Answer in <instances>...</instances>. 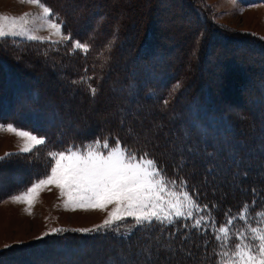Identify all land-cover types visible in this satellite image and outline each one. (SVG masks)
<instances>
[{
    "label": "rangeland",
    "instance_id": "obj_1",
    "mask_svg": "<svg viewBox=\"0 0 264 264\" xmlns=\"http://www.w3.org/2000/svg\"><path fill=\"white\" fill-rule=\"evenodd\" d=\"M194 1L204 9L205 14L201 11L204 17L206 13L208 14L216 30H220L219 32L225 35H235L238 38H253L254 45L261 47L264 51V0ZM42 3L52 10L59 21H63L62 17L56 13L66 12L69 15L71 24L77 28L82 22V26L86 28L95 25L96 16H92L97 14L98 11H102L106 18L105 23L97 22L101 32L97 31L96 26L92 38L77 39L70 33L72 40L87 45L93 40L95 34V45L102 44L106 36L110 42L103 49L95 48V59H99L96 69L99 80H106V82L104 81L105 92H100L101 94L97 100L93 98L86 99L83 92H77L83 100L80 97H76L74 100V98H70L69 94L59 95L68 102V110L73 115L74 120L68 119L70 122L68 127H71V123L75 122L76 126L77 124L80 125L82 131L79 134L76 128L74 131L70 129L69 136L81 138L86 136V132L90 128H95L94 130L108 129L113 133V140L115 138L119 139L120 134H122L123 138L126 137L131 141L139 151H145L146 148L140 145H146L147 149L154 148L171 165L185 166L187 168L184 169L185 174L192 182L197 184V190L200 187L201 190L214 199H205L208 203L205 202L204 204L209 206L212 216L217 217L215 220L217 226L224 221L225 213L229 209H231V214L235 215L242 209L245 202L251 205L253 199L257 201V204L255 208H250L251 213L255 215L256 211H264V201L259 199L260 194L264 192L262 191L264 190V161H261L259 165H255L257 157L234 154L235 157L225 156L224 159L229 161L228 163L223 161L222 164H218V167L216 164L211 163V167L208 168L205 159H197L192 157L191 154L189 155L186 146L191 139V128L184 122L189 121L190 111L182 112L180 110L179 97L197 87L201 90L198 99L206 102V96L210 95V101L213 102L208 101L207 106L210 108L214 103V108L206 112L199 104L201 108L200 110L197 109L198 124L193 126L196 132L199 130L202 132L205 129L206 133L217 131L218 134L224 136L226 132L222 126V121L218 120L219 116L217 119L210 121L204 120L207 114L212 118V110L222 109L224 113L228 114V120L232 119V122L240 127V133L237 132L238 140L252 142L251 135H254L252 136L253 139L254 137L259 139L257 134L264 133V104L257 101L261 94H264V79H261L260 83L256 79L255 83L251 79L249 81L243 80L242 87L237 86V84L241 85L239 83L241 76H239L237 69L231 68L234 66L233 60L236 56V52L231 49L232 46L229 45L227 48L224 44V47H221V41H217L218 43L211 46L214 48V54L209 56L208 60L211 59L210 62L208 64H198L200 59L199 57L197 60L198 55L201 52L205 53L202 45L204 39L199 37L198 43L196 42L195 30L198 24L190 20L189 17L185 16L186 19L178 17V15H182L183 11L169 9L166 0H42ZM174 12L177 13L176 16H174ZM24 14H28V18L32 20L41 16L42 10L36 5L27 3V0H24V2H21V0H0V15L19 17ZM150 21L152 27L158 29L157 38L162 35L160 40L158 38L159 43L162 42V45H165L170 53L165 57L168 60L166 62L167 74L159 73L158 75L164 74L169 78L174 75L179 77L178 81L168 83L171 85V88L168 89V101L173 103V106L170 107L165 106L164 99L157 104L150 105L155 95L153 87L140 93L141 99L138 102L128 101L127 99L130 97V92H127L128 88L130 89L129 84L137 86L136 83L140 79L139 73L141 72H137L135 76L133 75L135 73L133 67L130 66L129 68L127 66V60L132 59L131 54L125 57L120 51L116 54L117 57L112 55L114 52L112 50L113 40L116 41V47L118 43L119 46L136 44L143 37L144 29ZM30 26L33 28L34 35L41 38L49 37L50 33L47 30H36L39 27V22ZM65 27L66 22L63 21L62 31L68 33ZM86 31L85 29H78V34L82 37L87 36ZM52 39L55 40L56 38L52 37ZM16 40L18 43L0 42V52L2 54L6 53L11 59L21 61L20 65L26 67V69L37 72L46 67L50 69L56 67L55 71L64 73V70L66 71L68 67H74L72 64L66 63L67 59H76L75 52L86 54L82 50L70 51L72 41L60 46L52 45L47 39L42 42L41 40L29 41L26 38L17 37ZM135 52L137 53L138 49ZM87 53H89V50ZM242 54L246 57L244 60L253 65L250 67L256 65L259 68L261 66L258 62H251L252 56H247L244 52ZM45 57L51 63L39 60L41 58L45 59ZM201 59L203 58L201 57ZM244 65L247 66V63L245 62ZM212 66L215 69L210 72ZM204 68L208 69L207 72ZM5 85L6 79L1 76L0 91L3 90ZM190 88L191 90H189ZM181 101H183V98ZM228 122L234 126L231 121ZM241 128L244 132L241 131ZM252 131L254 133H250ZM260 141L256 143L258 150H254L255 154L252 152L250 155L258 156L262 154L263 148ZM22 144L23 141L18 139L17 136L8 131H0V164L22 158L29 153L42 157L38 150L33 152L41 145L34 148L32 152L20 153ZM218 148L222 149V146L218 145ZM181 155H186V159L184 160ZM210 169L212 175H209ZM11 172V170L8 171L10 178L6 179L5 183L2 181L4 183L2 188L7 187L10 189L16 184V177H13ZM163 173L170 178H174L165 171ZM245 178H247L246 181ZM252 189H255V195ZM10 197L0 201V256L4 257L0 259V264H145L142 249L145 245L152 246L153 243L147 237H151L152 234L154 235L153 238L164 240V238L159 237L161 232L150 234V230L146 229H136L131 236L138 233L144 236L141 239L134 238L128 243L127 239L131 236L126 235L127 229H121V234L112 231L81 232L82 229H93L102 224L107 218V212L79 209L75 211L66 210L64 200L55 187H52L50 191L45 190L40 193L37 202L31 208V215L28 214L26 205L13 203ZM197 198H201V203L204 200L200 196H197ZM212 205L216 207H212ZM109 210H111V206ZM241 224L240 221L236 222L237 227ZM131 227V223L128 222V228ZM53 229H63L65 231L53 234ZM72 235L76 236L72 237ZM207 235L211 237L206 238L209 241V251L211 252L216 242L211 233ZM52 236H63L56 241L52 240V244L67 239L74 243L71 246L75 245V249L69 252V256L65 254V258L62 255L59 257V251L56 249L39 256L40 252L38 251L41 249L32 248L36 246L33 244L42 242ZM80 237H84L86 240L79 241ZM195 237L198 239H195ZM199 239L203 242L205 240L203 237L194 235L190 243L185 242L186 250L177 251L175 255L153 247L152 264H202ZM131 242L133 243L129 244ZM234 243L235 241H233ZM82 244L85 245L82 246ZM21 251L34 256L32 255L29 258L17 257V252ZM189 252L193 257H186ZM214 264H216V260Z\"/></svg>",
    "mask_w": 264,
    "mask_h": 264
},
{
    "label": "trees",
    "instance_id": "obj_2",
    "mask_svg": "<svg viewBox=\"0 0 264 264\" xmlns=\"http://www.w3.org/2000/svg\"><path fill=\"white\" fill-rule=\"evenodd\" d=\"M166 1H168L169 9L172 8V10H176V9L182 10L183 11L182 15L184 17L185 16L189 17L190 20H193L194 23L198 24V27L195 30V34L197 36L196 42L198 43L199 37H202V39H204V44H202L204 46L203 49L205 53L207 54L209 53L208 55L207 54L205 55L204 52H201L197 58L198 60L200 57L198 64H203V63L208 64L211 60V59L208 60L209 56L214 54V48L211 46L213 44L218 43L217 41H221V47H224L225 44V46L228 48V46L230 45L232 46L231 49H233L234 52H236L235 53L236 56H234V60H233L234 66H232L231 68L237 69V71L239 72V76H241V80H239V83H241V85L237 84L239 88L242 87L243 80L249 81L251 79L255 83L256 82L255 79H256L260 83V81L264 79V51H262L261 47H257L254 45L253 38H238L232 34L225 35L224 33L219 32L220 30H216L212 25V21L207 13L204 17V15L202 14V12L205 14V12L203 11L204 9L194 0H166ZM61 13L63 12L56 14L61 15L62 20L66 22L65 29L67 30V32L71 33L72 36L77 39L83 40V39L92 38V36L94 35L93 31L96 28V26H97V31L101 32V29L99 25H97L98 24L97 22L99 21L104 23L106 22V18L104 17L102 11H98L97 14L92 16V17L96 16L95 25H91L90 27L86 28L82 26L83 24L82 22L81 24H79V27L77 28L76 26H73L71 24L69 15L66 12L63 14ZM176 14L177 13L174 12V16H176ZM182 15L181 14L178 15V17L180 16V18L186 19V17L184 18ZM151 23L152 22L150 21L148 26L144 29V34L142 35L143 37L139 39V42H136V44L132 46L130 44H124V46L122 45L119 46L118 43V46L116 47L115 44L116 41L113 40L112 50H114V52L112 53V55L116 56V54L119 53L120 51L121 53H123L125 57L131 54L130 56L132 57V59L127 60V66H129V68L130 66L133 67V70L135 71L133 75L135 76L137 72H141L139 73L140 79L139 80L137 79L138 80V82L136 83L137 86L128 83L130 87V89L128 88L127 90V92H130V97L127 99L128 101H133L134 103L138 102V100L141 99L140 93L146 92L148 89L153 87L155 95L153 100L151 98L152 102L150 105L157 104L159 101L164 99L165 106L170 107L173 106V103H171V101H168L169 100L168 89L171 88V85H169L168 83H170L171 81H178L179 77L174 75L169 78L164 74L158 75L159 73L167 74L168 71L166 69V65H167L166 62L168 60L165 59V57L170 53L169 50L165 48V45H162V42L161 44L159 43V40L162 38V35L158 37L159 38L158 40L156 36V34H159L158 29L157 28L154 29ZM78 29L87 30L86 34L88 33V35L82 37L80 34H78ZM94 38L90 43H88L89 53L82 54L79 52H75L74 56H76V59H67L68 61L66 64H72V66L74 67H72L73 69L68 67L66 71L64 70V73L55 71L56 67H54L53 69L46 67L39 72L28 70L26 69V67L20 65L21 61L16 59H11L8 57L9 55L7 56L6 53L3 52L4 54H2V52H0V77L3 76L6 79V85L4 86L3 90L0 91V124L1 125L11 124L19 130H24L33 133L39 137L44 138L46 141L44 145H41L40 148L33 151L36 152L38 150V152L41 153L42 157L35 156L29 153V154H25V156L22 158H16L13 161L7 162L6 164H0V201L14 194H18L23 190H26L27 187L31 185L34 180L43 177L47 173L48 166L50 164V160L47 153L53 148L56 150H63L67 148L69 145L82 146L87 142L95 141L96 139L103 140L104 138L109 139V144L111 146L114 145L115 140L118 139V138H115V140L112 139L113 133H111L112 132L111 130L108 129L94 130L95 128L94 129L90 128L86 132V136H82L81 138L78 137L72 138L71 136H69L70 129L74 131L75 128L79 132V134H81L82 133V131L80 130L81 127H79L80 125L77 124V122H76L77 126L75 125V122H72L71 127H68L70 124L68 119L71 118L72 120H74L73 115L68 110L69 105H67L68 102L65 101V98L62 99L61 97H59V95L69 94L70 98L72 97L74 98V100L76 97H80V99L83 100L81 96L77 94V92H83L84 97L86 99L89 100V98H93L97 100V98L101 94L100 92L102 91L105 92L104 81L106 82V80H102V79L99 80V74L97 73V69H96V65L99 59H95L96 58L95 48H100V49L105 48L107 44H109L110 40L107 39L106 36V38H104L105 41H103L102 44L95 45L96 42ZM136 49H138L137 53L135 52ZM243 52L245 53V55L253 57L252 60L250 59L252 63L258 62L261 66L259 68H257L256 65H254V67H250L253 65H250L246 60H244V58L246 57L244 56V54H242ZM201 57L203 59H201ZM39 60H43L45 63H51L49 62V60H47V57H45V59L41 58ZM245 62L247 63L248 67L244 65ZM239 63H241L242 66L239 65ZM204 69L205 72H207L208 69L207 68ZM214 69L215 67L212 66L210 72L211 70ZM259 74L260 76H262L261 78H259L260 77ZM89 76L92 77V79L88 83H90L91 86L96 89V93L94 96L89 92L87 85L84 84L83 82H80L81 77H89ZM73 81H77V83H73ZM202 85L204 84L202 83ZM126 87L128 86L126 85ZM40 88L42 89V91ZM189 90H191V88ZM200 91L201 90L197 87L191 91H188L187 94L179 97L178 104H181L180 110H182V112H185L187 110L190 111V116L188 117L189 121L184 122L187 126L191 128V139L190 142L186 144L188 149V154L189 155L191 154L192 157H195L197 159L199 158L205 159L206 167L208 168L211 167L210 165L211 163L216 164L217 167L218 164H222L223 161L228 163L229 161H225L224 159L225 156L226 157H228V155L234 156V154L243 155L245 157L248 155L254 158L257 157L255 165H259L261 161H264V133L257 134L259 139H255V137L253 139L252 136L254 135H251L250 137L252 138V142L238 140L237 132L240 133V127L238 126V124L235 125V123L232 122V119L228 120V114L224 113L222 109L217 111L212 110L213 111L212 118L210 117L209 114H207L205 115L204 120L210 121L212 119H217V117L219 116L220 118L218 120L222 121V126L226 132L224 136H221L222 134H218L217 131H212V132L210 131L206 133L204 131L205 129L202 132L201 130L197 132L194 130L193 126L198 124L197 109L200 110L202 106V108L206 112H209L211 111L212 108H214V103H212V106L210 108H208L207 106L208 101L213 102L210 101V97H209L210 95L206 96L207 97L206 102H203L200 99H198ZM98 93L99 95H97ZM55 94H57L58 96L57 95L55 96ZM182 98L183 101H181ZM257 101L258 103L259 101H261V103L264 104V94H261V97ZM228 121H231V123H233L235 127L232 126ZM200 127L203 128L202 126ZM241 131L244 132L242 128ZM250 133H254V131ZM119 140L123 146L135 150L137 156L143 155L145 152H147L149 157L156 161L158 167L161 170L167 172L175 179L178 180L181 178L186 179L189 193L192 194V190L195 189L196 192L198 193L197 196H200L202 197V199H204L201 203V198H197L196 196L198 202L200 201L201 205L207 202L205 199L214 200L212 197L208 196V193L201 190L199 186H198L199 190H197L196 188L197 184L195 182H192L189 179V177L185 174L186 171L184 169H187L185 166H179L178 164L171 165L169 162L166 161V158L161 157L154 148L151 147L147 149L146 145L145 146L140 145L142 147H145L146 150L139 151L131 141H129L126 137L124 139L122 134H120ZM259 140H261L260 143L262 144L261 147L263 148L262 154L258 156L250 155V153L254 152V150L256 149L258 150V148L256 147V143ZM218 145H221L222 149H219ZM181 157H183L184 160L186 159V155H181ZM9 170L12 171L11 175L13 177H16V181H15L16 184H14V186H12L10 189H8L7 187L2 188L4 187L3 185L5 183V180L6 179L8 180V178H10L8 173ZM246 179L247 178H245V181ZM263 198H264V192L260 194L259 199L264 201ZM250 201H251V196H250ZM258 203H260V201H258ZM214 218L216 220L217 217ZM158 228L159 226H157V229ZM169 230H166V232H164L163 235L160 234L159 237L165 239V237H167V232ZM149 232L151 234L152 232H160V231L150 230ZM194 235H196L195 230H192V236L190 238V241H188V243L191 242L192 237H194ZM75 236L76 235H72V237ZM143 236L144 235L141 233L135 234L127 239V243L134 238L141 239ZM152 236L154 235L151 234V237ZM61 237L63 236H52L42 242H37L33 244L36 246L32 248L41 249L40 251H38L40 252L39 256L46 254L47 251L56 249L59 251L58 256L60 257L62 255V257L65 258V254L69 256V252L75 249V245L71 246L74 243L68 241L67 239H64L62 242H57L52 244V240L56 241ZM203 238H211V237L207 235L206 237ZM195 239L198 238L195 237ZM85 240L86 238L84 237H80L79 239V241H85ZM176 242L177 244H179V240H177ZM132 243L133 242L129 244ZM84 245L85 244H82V246ZM185 245L186 243L183 245V249L186 250ZM199 247H201L200 250L202 251L200 253V260L202 259V264H214L216 258L209 255V253H211L209 251L210 245L208 244V247L206 249L204 247V242L199 239ZM82 252L84 253L85 251ZM32 255H29L27 252L21 251V252H17L16 256L20 258L22 257L29 258ZM186 257H193V256L191 254L188 256L186 255ZM1 258L4 257L0 256V259Z\"/></svg>",
    "mask_w": 264,
    "mask_h": 264
},
{
    "label": "snow or ice",
    "instance_id": "obj_3",
    "mask_svg": "<svg viewBox=\"0 0 264 264\" xmlns=\"http://www.w3.org/2000/svg\"><path fill=\"white\" fill-rule=\"evenodd\" d=\"M27 3L38 6L42 15L32 20L28 14L19 17L0 15V42L18 43L16 38L20 37L42 42L47 39L52 45L63 46L72 41L70 51L88 52L87 44L72 40L70 33L62 31L63 21H59L42 0H27ZM37 22L39 27L36 30H47L50 33L48 38L33 34L30 25ZM91 79L90 76L81 77L80 82L86 84L94 96L96 89L88 83ZM0 131H8L23 141L20 153L32 152L46 143L44 138L18 130L11 124L0 125ZM47 155L50 160L47 173L34 180L26 190L10 197L13 203L26 205L29 215L40 193L55 187L66 210L107 212L102 224L81 232L112 231L121 234V229H127L126 235L131 236L136 229H146L159 230L163 235L170 229L163 241L147 237L153 243L142 249L145 264H152L153 247L173 255L182 251L184 243L190 241L192 230L199 237H206L209 233L214 237L216 243L209 255L216 257V264H264V211H256L255 215L251 213L250 208L257 204L255 199L251 205L245 202L235 215L229 209L224 221L217 226L209 206L198 202L196 190L189 193L186 179L166 176L147 152L138 157L135 151L122 146L119 139L111 146L109 139L104 138L82 146L69 145L63 150L53 148ZM212 174L210 169L209 175ZM252 192L255 195V189ZM237 221L242 222L238 227ZM128 222L131 228H128ZM63 231L53 229L52 233ZM208 243L205 238L206 249Z\"/></svg>",
    "mask_w": 264,
    "mask_h": 264
}]
</instances>
